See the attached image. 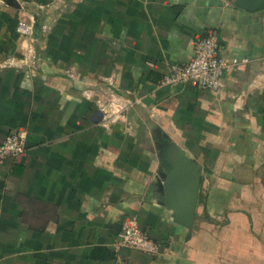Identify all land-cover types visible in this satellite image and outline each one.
Listing matches in <instances>:
<instances>
[{
  "label": "crops",
  "instance_id": "crops-1",
  "mask_svg": "<svg viewBox=\"0 0 264 264\" xmlns=\"http://www.w3.org/2000/svg\"><path fill=\"white\" fill-rule=\"evenodd\" d=\"M209 30L246 61L217 91L162 85ZM18 129L0 264H264V0H0V143ZM171 148L199 164L192 228ZM131 217L157 253L116 249Z\"/></svg>",
  "mask_w": 264,
  "mask_h": 264
},
{
  "label": "built area",
  "instance_id": "built-area-1",
  "mask_svg": "<svg viewBox=\"0 0 264 264\" xmlns=\"http://www.w3.org/2000/svg\"><path fill=\"white\" fill-rule=\"evenodd\" d=\"M17 30L22 35L30 36L33 32L32 24L19 20ZM241 61L238 58L228 60L219 53V36L216 30H209L197 38L194 55L187 64H172L164 74L162 85H179L193 83L208 91H217L222 87L224 77ZM28 133L25 129H18L6 136L0 143V163L16 160L26 151ZM116 249L124 247L155 254L159 245L141 228L136 217L129 218L122 226L115 244Z\"/></svg>",
  "mask_w": 264,
  "mask_h": 264
},
{
  "label": "water",
  "instance_id": "water-1",
  "mask_svg": "<svg viewBox=\"0 0 264 264\" xmlns=\"http://www.w3.org/2000/svg\"><path fill=\"white\" fill-rule=\"evenodd\" d=\"M173 148V146H171ZM168 152L169 162L172 167L168 173L167 188L174 185L181 187L183 191V200L179 203L174 202L176 206L173 209L176 211L178 217L184 222L188 228H192L196 206L198 202L199 186L201 182V172L199 164L191 161L182 152H175L173 149ZM189 173L192 178L182 177L180 174ZM180 175V178H178ZM182 177V178H181ZM189 177V176H188ZM190 182H189V181ZM162 189V184H159ZM169 203L172 202L170 194H168Z\"/></svg>",
  "mask_w": 264,
  "mask_h": 264
}]
</instances>
